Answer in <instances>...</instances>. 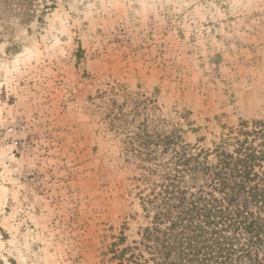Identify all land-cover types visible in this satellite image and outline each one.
<instances>
[{"label": "rangeland", "instance_id": "374dc122", "mask_svg": "<svg viewBox=\"0 0 264 264\" xmlns=\"http://www.w3.org/2000/svg\"><path fill=\"white\" fill-rule=\"evenodd\" d=\"M117 83L203 148L264 121V0H54L30 23L0 13V264H104L113 238H138L142 171L102 121Z\"/></svg>", "mask_w": 264, "mask_h": 264}, {"label": "trees", "instance_id": "16d2710c", "mask_svg": "<svg viewBox=\"0 0 264 264\" xmlns=\"http://www.w3.org/2000/svg\"><path fill=\"white\" fill-rule=\"evenodd\" d=\"M53 8L54 0H2L0 13L30 23ZM109 88L102 121L142 171L145 224L131 243L113 238L104 264H264V121L241 123L203 148L153 97Z\"/></svg>", "mask_w": 264, "mask_h": 264}]
</instances>
